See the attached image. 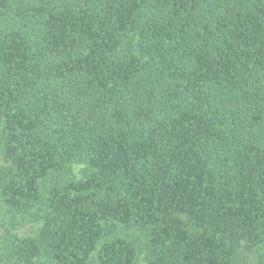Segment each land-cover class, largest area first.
I'll list each match as a JSON object with an SVG mask.
<instances>
[{
  "label": "trees",
  "instance_id": "trees-1",
  "mask_svg": "<svg viewBox=\"0 0 264 264\" xmlns=\"http://www.w3.org/2000/svg\"><path fill=\"white\" fill-rule=\"evenodd\" d=\"M0 264H264V0H0Z\"/></svg>",
  "mask_w": 264,
  "mask_h": 264
}]
</instances>
